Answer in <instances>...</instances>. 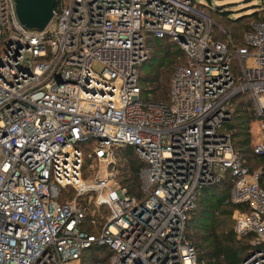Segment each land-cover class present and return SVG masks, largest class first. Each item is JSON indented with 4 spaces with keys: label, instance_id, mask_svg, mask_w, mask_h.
<instances>
[{
    "label": "built area",
    "instance_id": "2783aa9c",
    "mask_svg": "<svg viewBox=\"0 0 264 264\" xmlns=\"http://www.w3.org/2000/svg\"><path fill=\"white\" fill-rule=\"evenodd\" d=\"M257 9L230 50L210 37L199 0H56L42 30L24 28L14 0H0V264H73L92 245L109 250L107 264H199L186 222L198 189L226 176L232 231L252 238L240 264H264L261 169L221 131L244 93L259 128L252 152L264 155ZM146 33L185 57L165 103L146 100L138 83ZM120 146L142 162L138 196L110 183ZM87 157L103 175L85 178ZM90 201L106 212L96 234L83 228Z\"/></svg>",
    "mask_w": 264,
    "mask_h": 264
},
{
    "label": "trees",
    "instance_id": "16d2710c",
    "mask_svg": "<svg viewBox=\"0 0 264 264\" xmlns=\"http://www.w3.org/2000/svg\"><path fill=\"white\" fill-rule=\"evenodd\" d=\"M207 13L210 16L209 10L207 11ZM259 13L260 10H253L252 13L247 15V17L251 18L250 21L242 22L241 17L237 16L235 18L230 19V17L226 16V13H221L220 15V12L217 11L216 14L219 15V17L221 16L220 19L224 21L225 26L228 30L227 33H229L230 38L220 40L218 38L219 36L212 35L211 38L216 41L225 42L230 50L233 47L237 46L232 43H235L236 41L240 42L242 39L241 43L238 44L241 45L243 43V34L250 30L251 22L258 18ZM228 27H230V29ZM230 39L233 42H231ZM144 42L146 55L148 51H150V54L152 56H150L148 62H143L139 65L137 69L138 72L140 70V73L141 68L142 73H145L147 70L145 75H141V77L140 74L137 72L138 83H141L142 79L145 85L144 87L143 85L141 87L139 83L142 96L149 101L165 103L167 102V88L170 75L176 65L185 62L184 54L175 43L171 42L167 38H155L152 35L146 33L144 35ZM173 55H175V57L178 56V60L176 61L177 63L174 65L169 76H167L169 65L173 63V59L168 58ZM166 59L168 60L166 61ZM161 67H163L164 69H160ZM154 68L164 71H152ZM232 71L233 75L237 78L238 75L233 62ZM157 92H160L159 95H157ZM245 96L246 95L244 93H238L234 95V97L231 99L230 120L221 126V131L228 135L235 153L246 165L248 164L246 163V161H244V158H246L247 154L252 160L260 163L258 165L262 173L261 184L264 186V155L253 154L252 146H249V133L247 131L249 128V124L254 118V114L252 109L249 108V102L244 101ZM118 150L120 151L118 152L119 159L123 158L126 165H124V172L118 174L117 185L125 187L129 195L138 196V171L142 166V162L135 155L131 147L120 146L118 147ZM230 182V178L226 176L223 180L216 184L202 186L198 189L199 192L195 199L196 203L198 199L200 202L203 201L201 197L208 196V198H206V209H203V214H199V217H197V219L192 218V216L195 215L194 208L190 213V221L191 219H193V221L191 222L195 225H198V227L202 228V233L197 236L191 235L190 237L189 231L187 230L189 229L188 218L186 222L185 235L193 245L194 251L196 253V258L199 264H240L241 260L244 258V256L248 253L250 249V245L248 243L249 236L239 238L240 240L242 239L243 242L246 240V243H243L242 245V243H240L238 239L234 238L235 236L233 235L234 233L231 229L225 231L224 227L228 223L225 220L217 219V216H227V209L238 207V205L231 204L227 201V191L230 186ZM220 184H224L222 187L224 188V196L223 198H216L213 204H211L213 209L209 211L210 204L208 203L209 195L211 194L209 193L210 188L216 185L219 186ZM89 217V215H86V219H88ZM94 217L95 216H93V218ZM96 217L98 219L99 215H97ZM196 219L199 220V223H196ZM218 227H223V229L219 230ZM84 230L92 234H96L98 231L96 226L85 227ZM99 252H102V254L100 255ZM109 254L110 252L105 246L92 245L81 252L80 258L84 256L83 259L84 261H86L81 264H97L103 262L107 264Z\"/></svg>",
    "mask_w": 264,
    "mask_h": 264
},
{
    "label": "rangeland",
    "instance_id": "374dc122",
    "mask_svg": "<svg viewBox=\"0 0 264 264\" xmlns=\"http://www.w3.org/2000/svg\"><path fill=\"white\" fill-rule=\"evenodd\" d=\"M199 3L203 6V10L205 12H207L209 10L210 17L214 21V26H212L211 31H210V37H211V35L212 36H219L218 38L220 40L229 39L230 36H229V33H227L228 30H227V27L225 26L224 21L220 19L221 16L219 17V15L216 14L217 11L220 12V15H221V13H226L227 14L226 16L230 17V19L238 16V17H241L242 22H248V21H250L251 18L247 17V15L252 13L253 9H255L257 7L264 6V0H199ZM224 11H226V12H224ZM228 28L230 29V27H228ZM231 39H230V41L233 42ZM241 41H242V39H241ZM241 41L240 42L236 41L235 43H232V44L238 45L241 43ZM150 56H152V55L150 54V51H148V53L146 55V59L144 60L145 63L148 62ZM170 58L173 59V63L169 65V70L167 72V76H169L174 65L177 63L176 61L178 60V56L175 57V55H173V56L169 57L168 59H170ZM168 59H166V61ZM160 69H164V68L161 67ZM160 69L154 68L152 71L160 70ZM160 71H164V70H160ZM137 72H138V70H137ZM146 72H147V70H146ZM138 73L140 74V77H141V75H145V73H142V68H141V73H140V70ZM142 85H143V87L145 86L142 79H141L140 86L142 87ZM159 93L160 92H157V95H159ZM244 101H248L249 102V108L252 109L251 101L249 98H247V96H245ZM247 132L249 133V146L251 147L252 144L255 143V141L258 139V134H259L258 124L255 122L254 118L251 121V123L249 124V128H248ZM87 152H89V151L88 150L84 151V153H87ZM118 152H120L118 150V148L114 149V151H113L114 162L109 168V170L111 171L112 176H113V177L111 176L112 180L110 182L112 184H118L117 183L118 182L117 181L118 174L124 172V170H125L124 165H126L123 158L119 159ZM86 159L84 160V164H83V171H84L85 178L92 179L94 176L93 174H95V173H100V175H103L104 165H102L101 163L99 164L98 162L91 161V159H89V157H87ZM244 161H246V163L250 166L251 169L260 168L258 165L260 163L252 160L248 156V154H247L246 158H244ZM223 185L224 184H220L219 186L216 185L217 187L214 186V187L210 188L209 193H211V194L209 195V203H208V204H210L209 205L210 206L209 211H211V209H213L211 204H213V202L216 198H218V197L223 198V196H224V188H222ZM206 198H208V196L201 197V199L203 200L201 202L198 199V201L196 203L195 210H194L195 215H193L192 218H197V217H199L198 216L199 214H203V209L204 208L206 209L205 205L207 204ZM88 206L89 207L87 208V215H89L90 217L87 219L86 223L83 225V228L96 226L98 229L99 225L102 223L103 216L106 212H105L103 207L96 206L92 201L89 202ZM227 211H228V213L226 214L227 216H221V217L217 216V219L225 220L228 223L224 227L225 231L230 230V229L232 230L233 223H234L232 216H233V213L235 212V208L227 209ZM212 214H214V213H212ZM97 215H99V217H98L99 220L96 217ZM93 216H95V217L93 218ZM91 218H93V219H91ZM190 218H191V214L189 216V221H188L189 222V229H187L189 231L190 237H191V235L197 236V235L201 234L202 228L198 227V225L193 224L191 222V221H193V219H191V221H190ZM196 223H199V220H197ZM218 228H219V230L223 229V227H218ZM234 238L238 239L240 241V243H242V245H243V243H246V240L243 242L242 239L240 240L236 236ZM251 240H252V238L249 237L248 242ZM99 253H100V255L102 254V252H99ZM83 257L84 256H82L81 258L79 257V260L74 262L73 264H81L83 262H86V261H84ZM97 264H105V262L97 263Z\"/></svg>",
    "mask_w": 264,
    "mask_h": 264
},
{
    "label": "water",
    "instance_id": "95a60500",
    "mask_svg": "<svg viewBox=\"0 0 264 264\" xmlns=\"http://www.w3.org/2000/svg\"><path fill=\"white\" fill-rule=\"evenodd\" d=\"M56 0H14L19 23L26 29L42 30L52 16Z\"/></svg>",
    "mask_w": 264,
    "mask_h": 264
},
{
    "label": "crops",
    "instance_id": "0c3cea01",
    "mask_svg": "<svg viewBox=\"0 0 264 264\" xmlns=\"http://www.w3.org/2000/svg\"><path fill=\"white\" fill-rule=\"evenodd\" d=\"M258 8V7H257ZM257 8L253 9V10H258Z\"/></svg>",
    "mask_w": 264,
    "mask_h": 264
}]
</instances>
